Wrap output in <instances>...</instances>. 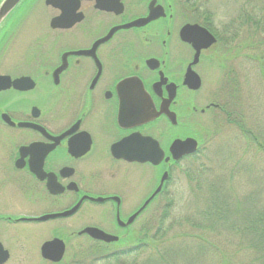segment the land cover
I'll return each instance as SVG.
<instances>
[{
	"label": "flooded vegetation",
	"instance_id": "obj_1",
	"mask_svg": "<svg viewBox=\"0 0 264 264\" xmlns=\"http://www.w3.org/2000/svg\"><path fill=\"white\" fill-rule=\"evenodd\" d=\"M209 6L23 0L2 23L3 264H64L70 252L69 264H81L82 240L91 264H128L161 236L165 208L182 202L183 180L234 114L220 76L226 55L252 50L233 45L240 30L232 35ZM237 21L255 19L243 8ZM187 140L197 151L178 158ZM55 239L65 244L59 263L42 252Z\"/></svg>",
	"mask_w": 264,
	"mask_h": 264
},
{
	"label": "rangeland",
	"instance_id": "obj_2",
	"mask_svg": "<svg viewBox=\"0 0 264 264\" xmlns=\"http://www.w3.org/2000/svg\"><path fill=\"white\" fill-rule=\"evenodd\" d=\"M209 5L232 35L240 30L233 45L252 46L243 51L246 58L227 54L220 76L226 109L242 117L258 139L247 144L234 125L221 128L194 163L193 175L183 180L182 202L165 208L161 236L151 238L143 255L125 260L128 264H264L247 228L250 219L264 215V0H209ZM243 8L253 24L237 25ZM90 246L82 240L83 254ZM72 260L70 252L64 264ZM83 264H91V258Z\"/></svg>",
	"mask_w": 264,
	"mask_h": 264
},
{
	"label": "water",
	"instance_id": "obj_3",
	"mask_svg": "<svg viewBox=\"0 0 264 264\" xmlns=\"http://www.w3.org/2000/svg\"><path fill=\"white\" fill-rule=\"evenodd\" d=\"M23 0H3L0 4V26L11 14V12L22 2ZM211 37V36H210ZM212 43H215V39L211 37ZM4 79V78H0ZM193 142V144H192ZM197 151V145L193 140H187L178 143V158L186 154L195 153ZM89 233L92 238L101 240L107 243L117 242L119 238L113 236H107L102 232L95 229H87L85 231ZM43 256L45 259L59 263L63 260L65 254V244L63 241L55 239L51 242L46 243L42 248ZM6 253V252H5ZM7 255V253H6ZM7 261V256L0 261L3 264Z\"/></svg>",
	"mask_w": 264,
	"mask_h": 264
},
{
	"label": "trees",
	"instance_id": "obj_4",
	"mask_svg": "<svg viewBox=\"0 0 264 264\" xmlns=\"http://www.w3.org/2000/svg\"><path fill=\"white\" fill-rule=\"evenodd\" d=\"M264 74V71H262ZM230 124L234 125L236 129L239 131L241 137L247 142V144H251L254 141H256L258 138L254 135V133L247 128V125L243 121V118L240 117L238 118L237 116H232L231 121H229ZM260 143V147H261ZM220 212V208L217 210ZM217 212V215L219 216V213ZM249 226L248 232L253 233L254 240L256 241V247L259 253L261 254V258L264 259V215L259 214L257 217H254L248 221ZM201 228V227H200ZM88 253L83 254L82 253V258H81V264L83 262H89L91 258V253L92 250H87ZM95 251V250H94Z\"/></svg>",
	"mask_w": 264,
	"mask_h": 264
}]
</instances>
